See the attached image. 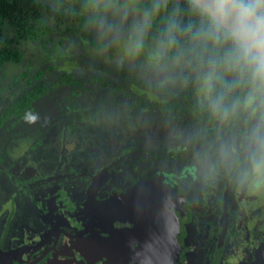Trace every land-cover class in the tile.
<instances>
[{
    "label": "flooded vegetation",
    "instance_id": "obj_1",
    "mask_svg": "<svg viewBox=\"0 0 264 264\" xmlns=\"http://www.w3.org/2000/svg\"><path fill=\"white\" fill-rule=\"evenodd\" d=\"M72 28L54 33L48 51L23 46L21 63H8L0 264L89 263L97 245L133 225L122 197L149 180L176 192L181 264L255 261L264 250V183L250 166L252 138L264 132L259 113L241 103L226 122L216 119L194 71L166 79L149 66L151 30L144 54L132 59L129 50L119 63L124 53L95 18Z\"/></svg>",
    "mask_w": 264,
    "mask_h": 264
},
{
    "label": "clouds",
    "instance_id": "obj_2",
    "mask_svg": "<svg viewBox=\"0 0 264 264\" xmlns=\"http://www.w3.org/2000/svg\"><path fill=\"white\" fill-rule=\"evenodd\" d=\"M88 0L103 35L124 53L119 63L144 54L152 25L163 27L148 54L149 66L166 79L172 72L194 71L201 103L227 121L241 103L264 120V0ZM119 17L109 21L108 13ZM132 16L125 34L123 22ZM231 77V79H228ZM237 90L241 96H235ZM251 171L264 183V132L253 136Z\"/></svg>",
    "mask_w": 264,
    "mask_h": 264
},
{
    "label": "water",
    "instance_id": "obj_3",
    "mask_svg": "<svg viewBox=\"0 0 264 264\" xmlns=\"http://www.w3.org/2000/svg\"><path fill=\"white\" fill-rule=\"evenodd\" d=\"M175 193L169 185L149 180L136 186L133 194H125L123 206L126 202L129 206L123 213L133 225L97 245L89 263L84 264H181ZM230 264H264V250L253 262L232 260Z\"/></svg>",
    "mask_w": 264,
    "mask_h": 264
},
{
    "label": "trees",
    "instance_id": "obj_4",
    "mask_svg": "<svg viewBox=\"0 0 264 264\" xmlns=\"http://www.w3.org/2000/svg\"><path fill=\"white\" fill-rule=\"evenodd\" d=\"M57 3L52 5L41 0H0V71L5 64L21 63L25 55L23 46L31 48L36 45V49L43 53L49 50L48 43L53 40L54 33L62 37L67 27L74 29L72 26L78 22L96 19L95 11L89 12L88 0H57ZM181 7L184 9L183 21L187 23L189 16L184 0H181ZM162 27L161 21L154 22L152 36L158 39ZM11 28L12 32H5ZM61 43L62 39H54V45ZM48 56L55 59L54 48ZM233 95L241 96L242 92L237 90Z\"/></svg>",
    "mask_w": 264,
    "mask_h": 264
},
{
    "label": "rangeland",
    "instance_id": "obj_5",
    "mask_svg": "<svg viewBox=\"0 0 264 264\" xmlns=\"http://www.w3.org/2000/svg\"><path fill=\"white\" fill-rule=\"evenodd\" d=\"M41 1H43V2H45V3H50V4H52V5H57V0H41ZM108 15H113V13L110 11L109 13H108ZM132 19H133V17L132 16H129V18H128V20H131L132 21ZM127 20V21H128ZM132 23V22H131ZM131 23H129L130 25H131ZM122 27H123V30H124V32H125V26L124 25H122ZM9 32H11V30H9ZM59 56V55H58ZM63 65V64H62ZM6 69H11L10 71H8V72H3L2 71V74H1V76H0V90H1V88L3 87V85H4V83L6 82V81H8L9 80V74H12L13 72H14V67H13V65L12 64H8L7 66H6ZM5 69V70H6Z\"/></svg>",
    "mask_w": 264,
    "mask_h": 264
}]
</instances>
